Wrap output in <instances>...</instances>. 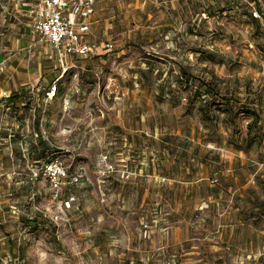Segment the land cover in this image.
Returning a JSON list of instances; mask_svg holds the SVG:
<instances>
[{
  "label": "rangeland",
  "instance_id": "obj_1",
  "mask_svg": "<svg viewBox=\"0 0 264 264\" xmlns=\"http://www.w3.org/2000/svg\"><path fill=\"white\" fill-rule=\"evenodd\" d=\"M35 2L0 0V87L21 98L0 94V264H260L264 139L204 140L229 132L208 135L194 90L264 106V0H107L95 54L64 67L25 27ZM46 158L79 185L56 196L32 173Z\"/></svg>",
  "mask_w": 264,
  "mask_h": 264
},
{
  "label": "built area",
  "instance_id": "obj_2",
  "mask_svg": "<svg viewBox=\"0 0 264 264\" xmlns=\"http://www.w3.org/2000/svg\"><path fill=\"white\" fill-rule=\"evenodd\" d=\"M106 1L36 0L28 6L25 27L42 42L52 45L58 63L64 67L72 56L88 57L95 53L97 45L84 38V35L90 30L89 19L95 13L97 3ZM252 14L254 17L260 16L256 9ZM112 47V43L105 45L109 50ZM32 173L35 178H45L56 196L60 189L77 186L82 180V173H70L59 159L43 161Z\"/></svg>",
  "mask_w": 264,
  "mask_h": 264
},
{
  "label": "trees",
  "instance_id": "obj_3",
  "mask_svg": "<svg viewBox=\"0 0 264 264\" xmlns=\"http://www.w3.org/2000/svg\"><path fill=\"white\" fill-rule=\"evenodd\" d=\"M211 62H215L214 58L210 59ZM224 63V62H220ZM183 75H186L188 72L184 68L182 69ZM212 80H216L218 82V85H215V87L224 85V78H219L214 73L211 76ZM181 82V81H180ZM186 86L190 84V80L185 79ZM205 89H202V88ZM214 87L210 84L209 81H204L203 85L198 87L196 90H194L197 97H202L200 106L198 107L199 112L201 113V118L206 123V120H210V124H214L213 131L209 130L208 135H216V132H221L219 124L222 123L223 128L228 134V138H225L223 140H214V137L208 136L206 141H214L217 144H222L226 141L228 145H234L235 148H240L244 152H248V150L254 146L259 145L263 139H264V106L262 105V98L263 96L260 95L258 100L254 102L249 103H240V106L237 107V103L235 102V95L231 93L228 89V87H222V92L214 90ZM58 88H56L57 90ZM208 95H212L214 98L212 102L209 101ZM194 96V95H193ZM21 98L20 94L17 92H12L9 98L7 99V103H20ZM259 102V103H258ZM191 105L194 106L195 101L193 99L190 100ZM215 105L216 108L220 111V113L223 115V118H220L219 115L216 116L211 115V105ZM211 115V118L209 117ZM246 115H254L255 117L252 119V121H249L246 126V134L240 141L239 139H236V133L237 128L240 127V124L242 123L243 118ZM40 141L42 142V136H39ZM170 139V138H169ZM44 142V141H43ZM45 144V143H43ZM49 158L43 159V161L47 160ZM204 163V162H202ZM217 189H212V191H216ZM68 202V201H67ZM70 203V202H69ZM68 203V204H69ZM253 211V210H252ZM248 213V209L246 211ZM261 214V213H260ZM259 214V216H260ZM253 217L252 212L250 210V213L247 215L248 220ZM260 264H264V256L260 257Z\"/></svg>",
  "mask_w": 264,
  "mask_h": 264
},
{
  "label": "crops",
  "instance_id": "obj_4",
  "mask_svg": "<svg viewBox=\"0 0 264 264\" xmlns=\"http://www.w3.org/2000/svg\"><path fill=\"white\" fill-rule=\"evenodd\" d=\"M129 0H124V1H119V0H115V2H117V3H126V2H128ZM173 1V0H172ZM107 2V1H106ZM106 2H98L97 3V5H96V9H95V13L90 17V19H89V27H90V30H89V32L87 33V34H85L84 35V38H86L87 40H89L91 43H94L95 44V41H94V39L92 38V37H94V32H95V23L97 22V20H96V16H97V14L102 10V8H103V5H105V3ZM27 37L28 38H30V36H29V31H25L24 32V34H23V36H22V38H23V40L22 41H24L25 40V42L27 41ZM21 40H18V41H20V44H23V42L21 41ZM41 43H43V42H41ZM50 44V43H49ZM33 46H32V48H34V44H32ZM50 46L52 47V45L50 44ZM32 48H31V50H32ZM53 48V47H52ZM12 50V49H11ZM53 51H54V49H53ZM55 52V51H54ZM95 53H93V54H91L90 56H92V55H94ZM16 56V57H15ZM18 56V54L16 53V54H10L9 53V57H8V59H9V61L12 59V58H16V60L18 61L20 58H18L17 57ZM55 57H56V54H55ZM89 57V56H88ZM74 58H87V57H76V56H72L69 60H72V59H74ZM2 60H4V59H2ZM2 60H0V61H2ZM13 60V59H12ZM57 60V59H56ZM20 61L21 62H24V60H22V59H20ZM22 64H24V63H21V65H17L16 67H15V69H14V67L13 66H11V69L13 70V71H15L17 68H22L24 65H22ZM10 73L12 72V71H9ZM1 70H0V75H1ZM24 74V73H23ZM1 93H3V95L6 97V99H8L9 98V96L11 95V93H9V88H5V89H3L2 87H0V94ZM6 93H9V95H7ZM18 93V92H17ZM7 102V101H6Z\"/></svg>",
  "mask_w": 264,
  "mask_h": 264
}]
</instances>
